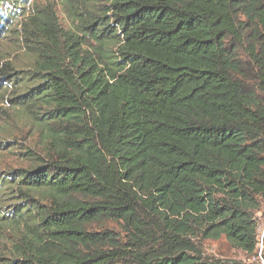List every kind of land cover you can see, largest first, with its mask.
<instances>
[{
  "label": "trees",
  "instance_id": "1",
  "mask_svg": "<svg viewBox=\"0 0 264 264\" xmlns=\"http://www.w3.org/2000/svg\"><path fill=\"white\" fill-rule=\"evenodd\" d=\"M0 98V264H261L264 0H0Z\"/></svg>",
  "mask_w": 264,
  "mask_h": 264
},
{
  "label": "rangeland",
  "instance_id": "2",
  "mask_svg": "<svg viewBox=\"0 0 264 264\" xmlns=\"http://www.w3.org/2000/svg\"><path fill=\"white\" fill-rule=\"evenodd\" d=\"M31 1V0H30ZM38 2H45L48 0H32ZM61 16V15H60ZM8 106L0 98V123L1 124H10L12 130L14 129V124L12 123V109H8ZM8 121V122H7ZM17 131V130H16ZM17 134V132H15ZM3 138L7 136L2 135ZM29 137V136H28ZM8 139V138H7ZM21 143V141H20ZM16 153L11 152V150H2L0 151V169L6 166L17 167L21 162H16L15 160ZM256 221L258 226V243L256 250L253 253H246L241 249L235 248L230 245V243L221 236L220 238L214 239H204L202 240V250L205 255L221 259L223 261L236 260L242 261L245 263H258L264 264V203L261 207V210L256 214ZM107 227L113 230H117V226L112 223H108ZM121 264V263H120Z\"/></svg>",
  "mask_w": 264,
  "mask_h": 264
}]
</instances>
